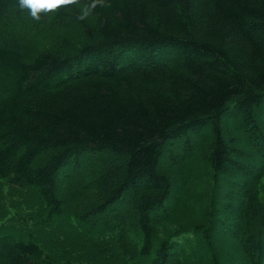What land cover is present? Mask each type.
Segmentation results:
<instances>
[{
  "label": "trees",
  "instance_id": "16d2710c",
  "mask_svg": "<svg viewBox=\"0 0 264 264\" xmlns=\"http://www.w3.org/2000/svg\"><path fill=\"white\" fill-rule=\"evenodd\" d=\"M88 2L37 21L0 0V182L35 188L51 231L101 225L130 264H264V0H105L79 20ZM191 153L203 222L174 207ZM231 178L250 183L238 212ZM6 227L0 264H74Z\"/></svg>",
  "mask_w": 264,
  "mask_h": 264
},
{
  "label": "rangeland",
  "instance_id": "374dc122",
  "mask_svg": "<svg viewBox=\"0 0 264 264\" xmlns=\"http://www.w3.org/2000/svg\"><path fill=\"white\" fill-rule=\"evenodd\" d=\"M260 118L264 121V110L263 114H260ZM187 158L188 164L185 168V174L182 175L181 178L182 184H179L174 193V207L177 204V210L180 209L182 216H192L196 218L193 221L203 222L205 218L202 216L197 218L195 213L197 206H200L202 200H193L192 195L200 189L205 188L209 181L202 173V170L207 174L210 173V171L205 166L201 167L198 161H196L195 153H191ZM255 161L256 159H254V162ZM240 182L241 184H239ZM249 184V182L244 184L239 178H231L230 186L232 188H230L233 194L229 198H231L230 202L235 212H238V209H240L242 205V198L240 193H238V188H247ZM183 205L184 207L181 208ZM215 207L219 211L223 209L225 205L223 207L222 203L219 202ZM231 213L232 212L229 214ZM233 215L236 216V214ZM68 217L69 216H64L57 220L60 224L59 230L55 231L57 228L54 227L53 231H51L52 227L49 226L53 224L48 223L51 221L47 214V208L35 188H14L5 181L0 182V227L6 225L8 229L6 232L16 235H27L31 232L36 237L43 240L48 247L58 243L57 241H61L62 243L60 244L65 246V248L67 247L64 254L65 257H69L74 264H130L127 259L120 255L116 246L113 245L114 239H109L108 233L101 229V225L94 224L93 228L87 230V236H84V232L80 231L81 229H77L72 224L73 218ZM234 222L237 223L238 221L234 220ZM215 228L218 232H221L222 228L220 229L219 225L215 224ZM239 228V225H237L238 230ZM238 236L237 234H232V240L236 242ZM109 242L112 243V245H110L112 246V252L108 255H104L100 248L102 244ZM208 242L210 243V241ZM214 245H217V249L214 248V251L220 250L219 244L215 243ZM178 250L175 249L178 254L175 259L181 255ZM91 259L96 260V262L91 261ZM144 261L145 259L142 258L141 261H136L134 264H140Z\"/></svg>",
  "mask_w": 264,
  "mask_h": 264
},
{
  "label": "clouds",
  "instance_id": "9594fccd",
  "mask_svg": "<svg viewBox=\"0 0 264 264\" xmlns=\"http://www.w3.org/2000/svg\"><path fill=\"white\" fill-rule=\"evenodd\" d=\"M79 2L80 0H17V6L21 11L26 10L32 19L39 21L41 13L54 12L61 7L77 5ZM98 5L109 6L105 4V0H89L80 8L78 19L85 20Z\"/></svg>",
  "mask_w": 264,
  "mask_h": 264
}]
</instances>
